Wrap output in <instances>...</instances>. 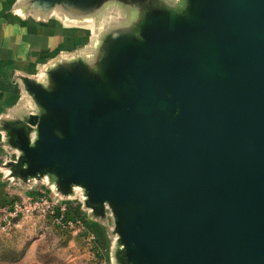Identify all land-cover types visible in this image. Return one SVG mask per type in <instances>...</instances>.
I'll return each instance as SVG.
<instances>
[{"label":"water","instance_id":"obj_1","mask_svg":"<svg viewBox=\"0 0 264 264\" xmlns=\"http://www.w3.org/2000/svg\"><path fill=\"white\" fill-rule=\"evenodd\" d=\"M13 12L96 29L14 75L24 102L0 115L12 178H47L90 220L108 204L128 246L114 264H264V0H17Z\"/></svg>","mask_w":264,"mask_h":264},{"label":"rangeland","instance_id":"obj_2","mask_svg":"<svg viewBox=\"0 0 264 264\" xmlns=\"http://www.w3.org/2000/svg\"><path fill=\"white\" fill-rule=\"evenodd\" d=\"M0 128V219L11 216V205L18 199H28L41 191L51 196V182L47 179H29L27 182L12 178L10 163L17 152L8 148ZM11 167V166H10ZM48 177V176H47ZM70 209L79 224L62 226L51 217L32 215L17 217L7 229L0 223V264H114L127 244L120 238L117 229L120 220L108 204L105 214L73 207L80 206L78 200L70 198ZM104 216V217H103ZM98 219V220H97ZM94 235L95 238L88 239Z\"/></svg>","mask_w":264,"mask_h":264},{"label":"crops","instance_id":"obj_3","mask_svg":"<svg viewBox=\"0 0 264 264\" xmlns=\"http://www.w3.org/2000/svg\"><path fill=\"white\" fill-rule=\"evenodd\" d=\"M16 2L0 0V115L24 102L20 86L14 81L17 71L37 75L47 63L81 50L95 36L96 29L57 13L47 19L23 16L13 12ZM73 208L77 210L79 205Z\"/></svg>","mask_w":264,"mask_h":264},{"label":"built area","instance_id":"obj_4","mask_svg":"<svg viewBox=\"0 0 264 264\" xmlns=\"http://www.w3.org/2000/svg\"><path fill=\"white\" fill-rule=\"evenodd\" d=\"M10 210V217L6 216L0 219L3 229H7L9 225H12V222L14 223L17 217L32 215L51 217L56 223L62 226H71L82 222L80 218H76V216L73 215L74 213L71 211L69 204L58 202L44 191H41V193H38L36 196H30L28 199L13 201ZM92 238H95V236L92 235L88 237L89 240Z\"/></svg>","mask_w":264,"mask_h":264}]
</instances>
